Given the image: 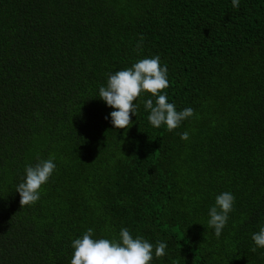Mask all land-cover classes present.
<instances>
[{
    "label": "trees",
    "instance_id": "16d2710c",
    "mask_svg": "<svg viewBox=\"0 0 264 264\" xmlns=\"http://www.w3.org/2000/svg\"><path fill=\"white\" fill-rule=\"evenodd\" d=\"M155 55L168 101L194 115L154 128L142 94L114 128L99 87ZM49 158L40 199L21 206L25 166ZM224 191L217 238L207 213ZM262 225L264 0H0V264H70L74 238L121 227L167 243L151 264H264Z\"/></svg>",
    "mask_w": 264,
    "mask_h": 264
},
{
    "label": "clouds",
    "instance_id": "9594fccd",
    "mask_svg": "<svg viewBox=\"0 0 264 264\" xmlns=\"http://www.w3.org/2000/svg\"><path fill=\"white\" fill-rule=\"evenodd\" d=\"M232 7L238 8L240 0H231ZM143 37L137 47H142ZM169 87L168 68L158 55L136 60L130 67L108 74L106 85L100 86L98 96L113 110L110 118L114 128L127 129L133 123L130 118L137 116V99L142 94H150L143 100L147 119L154 128L162 125L167 131L180 126L181 122L194 115L191 107L177 110L168 101L163 90ZM182 140L189 139L187 131L180 134ZM56 169L54 158L38 159L33 165L25 166L23 180L16 186L21 206L32 205L40 199L42 185L48 182ZM234 195L224 191L216 195L214 204L208 209L207 224L219 238L225 228L229 213L233 211ZM254 247L264 248V225L251 235ZM70 264H151L153 258L166 255L167 243L157 241L155 245L142 236H133L127 227H121L118 238H95L93 228H88L81 236L71 241Z\"/></svg>",
    "mask_w": 264,
    "mask_h": 264
}]
</instances>
